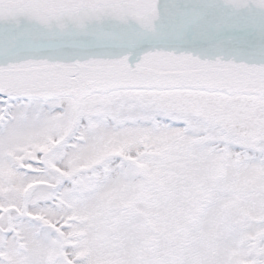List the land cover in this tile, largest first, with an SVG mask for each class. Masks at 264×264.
<instances>
[{"label":"snow or ice","instance_id":"obj_1","mask_svg":"<svg viewBox=\"0 0 264 264\" xmlns=\"http://www.w3.org/2000/svg\"><path fill=\"white\" fill-rule=\"evenodd\" d=\"M0 264H264V0H0Z\"/></svg>","mask_w":264,"mask_h":264}]
</instances>
